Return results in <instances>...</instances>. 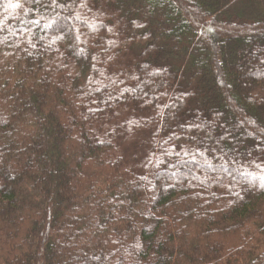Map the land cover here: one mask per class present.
Wrapping results in <instances>:
<instances>
[{"label": "trees", "instance_id": "trees-1", "mask_svg": "<svg viewBox=\"0 0 264 264\" xmlns=\"http://www.w3.org/2000/svg\"><path fill=\"white\" fill-rule=\"evenodd\" d=\"M0 264H264V0H0Z\"/></svg>", "mask_w": 264, "mask_h": 264}, {"label": "snow or ice", "instance_id": "snow-or-ice-1", "mask_svg": "<svg viewBox=\"0 0 264 264\" xmlns=\"http://www.w3.org/2000/svg\"><path fill=\"white\" fill-rule=\"evenodd\" d=\"M11 6H12V7H18L19 5H15V4H14V5H11Z\"/></svg>", "mask_w": 264, "mask_h": 264}, {"label": "rangeland", "instance_id": "rangeland-1", "mask_svg": "<svg viewBox=\"0 0 264 264\" xmlns=\"http://www.w3.org/2000/svg\"><path fill=\"white\" fill-rule=\"evenodd\" d=\"M22 29V27H18V30H21Z\"/></svg>", "mask_w": 264, "mask_h": 264}]
</instances>
